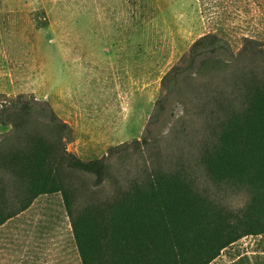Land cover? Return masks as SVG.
<instances>
[{"label": "rangeland", "instance_id": "rangeland-1", "mask_svg": "<svg viewBox=\"0 0 264 264\" xmlns=\"http://www.w3.org/2000/svg\"><path fill=\"white\" fill-rule=\"evenodd\" d=\"M207 35L227 41L234 54L247 40L264 51V0H0V58L6 62L0 65V98L48 101L74 130L69 151L84 161L101 159L112 147L142 140L163 77ZM242 67L256 72L258 63L213 61L184 83L159 125L162 138L150 147L162 163H187L198 194L232 216L244 214L254 191L215 182L202 164L212 123L202 103L210 95L239 94L243 88L233 75ZM149 158L144 151H121L113 182L100 197L110 196L116 182L140 175ZM80 177L72 182L87 199L89 185ZM0 181V216L16 213L0 225V264H82L62 193L18 211L21 196L10 177L0 173ZM261 240L243 238L212 264H234L241 254L252 258Z\"/></svg>", "mask_w": 264, "mask_h": 264}, {"label": "trees", "instance_id": "trees-1", "mask_svg": "<svg viewBox=\"0 0 264 264\" xmlns=\"http://www.w3.org/2000/svg\"><path fill=\"white\" fill-rule=\"evenodd\" d=\"M253 59L256 72L242 67L233 75L234 85L243 88L239 94L213 100L210 95L202 103L212 119L210 139L201 145L202 164L215 182L254 191L244 214L232 216L213 209L198 194L187 163H162L161 154L150 147L162 138L159 125L184 83L213 61L246 64ZM191 96L200 100L198 91ZM0 123L12 127L0 135V173L10 177L21 196L18 211L41 196L62 193L82 264H212L243 238L264 239V51L254 40L234 54L221 38L199 39L163 77L142 140L112 147L101 159L84 161L69 151L74 130L48 101L24 95L0 98ZM129 148L149 153V164L140 175L116 182L110 196L100 197L98 192L113 182L118 155ZM72 176L88 182L87 199ZM15 214L0 216V225ZM262 240L252 258L237 255L234 264H264Z\"/></svg>", "mask_w": 264, "mask_h": 264}, {"label": "crops", "instance_id": "crops-1", "mask_svg": "<svg viewBox=\"0 0 264 264\" xmlns=\"http://www.w3.org/2000/svg\"><path fill=\"white\" fill-rule=\"evenodd\" d=\"M6 56H7L8 60H9L10 57L8 56L7 53H6ZM4 59H5L4 57H3V59L0 58V65H1L2 63L6 65V62H2V61H4ZM1 60H2V61H1ZM11 130H12V127H11V126H4V125H2V124L0 123V135H5V134H7V133H10Z\"/></svg>", "mask_w": 264, "mask_h": 264}]
</instances>
